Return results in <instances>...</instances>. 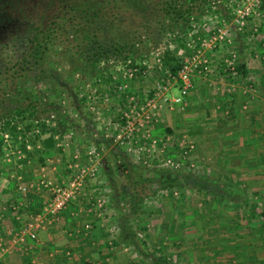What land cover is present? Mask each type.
<instances>
[{"label":"rangeland","instance_id":"374dc122","mask_svg":"<svg viewBox=\"0 0 264 264\" xmlns=\"http://www.w3.org/2000/svg\"><path fill=\"white\" fill-rule=\"evenodd\" d=\"M217 4L220 11L209 14L195 26V31L190 32L193 39L188 36V42L194 40L193 45L199 47L218 27L220 18L226 17L230 42L213 51H202L209 61L208 73L192 75L193 87L183 104L158 101L162 107L155 120L144 133H137L139 138H135L134 144L112 143L126 153L144 178L172 171L164 165L163 158L171 154L179 158L183 154L181 143L193 145L185 155L188 166L177 172L194 173L211 181L216 188L210 194L191 187L157 189V194L146 198L132 218L133 242L114 247L115 264H159L155 261L158 257L166 258L170 264H264V225L259 216L264 209V22L252 20L241 33L234 26L231 4ZM172 50L183 59L192 53L177 45H172ZM154 62L152 58L145 60L144 70L135 72L132 78L123 66H113L111 81L100 77L97 70L68 75L66 65L57 71L78 86V94L85 98L86 112L98 131L105 139H113L125 113L147 102L159 84L168 82L162 64ZM242 65L249 67L245 68L248 70L245 75L234 72ZM261 68L263 78L260 79V74L259 80L252 78L253 71ZM229 71L233 72L231 78ZM170 87L168 98L182 97L173 81ZM36 89L43 102L55 103L54 113L61 110L65 114L67 126L75 133L71 148L63 151L56 145L60 149L57 154L68 165L75 155L84 162L85 141L92 136L84 133V122L72 112L71 102L50 84H38ZM230 100L231 106L227 105ZM231 107L233 117L228 113ZM95 139L89 142L94 143ZM153 139L159 142L158 152L149 157L148 143ZM95 145L101 152L100 175L86 185L94 198L108 200V196L128 185L127 177L116 170L119 161L109 146L96 142ZM72 173L69 169V174ZM102 213L111 235L117 237L119 230L110 224L119 213L114 219L106 210ZM143 225L146 230L138 229Z\"/></svg>","mask_w":264,"mask_h":264},{"label":"trees","instance_id":"16d2710c","mask_svg":"<svg viewBox=\"0 0 264 264\" xmlns=\"http://www.w3.org/2000/svg\"><path fill=\"white\" fill-rule=\"evenodd\" d=\"M219 1L229 2L0 0L1 161L7 152L22 151L25 161H38L44 166L47 159L60 150L56 145L71 128L67 126L65 114L61 110L54 113L55 103L43 102L36 89L38 84H50L71 102L72 112L84 122V133L92 136H86L88 141L95 137L96 143H106L119 161L116 170L127 177L128 185L107 198L109 206L119 213L114 219L117 222L115 229L119 232L109 248L120 247L122 242H133L132 218L146 198L157 194V189L191 187L210 194L216 188L213 183L189 171H167L147 178L139 174L126 153L98 131L86 112V101L78 94V86L63 78L57 69L67 65L68 75L86 69L91 74L97 70L100 77L111 81L113 66H123L129 73L143 71L142 63L151 58L155 61V54L162 51L159 58L163 72L177 76L184 59L173 52L172 45L184 48L190 54L189 33L194 32L195 26L209 14L220 11L216 9ZM233 70L244 75L247 72L243 65ZM232 74V71L228 72L230 78ZM232 110L231 107L228 113L233 117ZM52 116L55 119L51 121ZM6 134L11 137L9 144L4 143ZM28 145H31L30 149ZM172 156L169 155L179 161L178 157ZM182 161L188 166L186 160ZM259 216L264 225V209ZM141 227L147 228L144 225L137 228ZM155 261L170 264L166 258L158 257Z\"/></svg>","mask_w":264,"mask_h":264},{"label":"crops","instance_id":"0c3cea01","mask_svg":"<svg viewBox=\"0 0 264 264\" xmlns=\"http://www.w3.org/2000/svg\"><path fill=\"white\" fill-rule=\"evenodd\" d=\"M262 69L253 71L252 78L258 79L260 74L262 79ZM70 165L57 151L44 166L19 157H13L10 163L0 159V241L6 244L0 264H115L114 247H109L116 237L103 221L102 211L93 206L95 195L87 185L56 220L43 222L36 240H27L21 246L11 241L10 231L21 229L51 197L48 190L37 191L35 185L42 179L66 184L71 178ZM21 186H33L34 190L24 197ZM111 222L112 227L117 225Z\"/></svg>","mask_w":264,"mask_h":264},{"label":"built area","instance_id":"2783aa9c","mask_svg":"<svg viewBox=\"0 0 264 264\" xmlns=\"http://www.w3.org/2000/svg\"><path fill=\"white\" fill-rule=\"evenodd\" d=\"M217 3H221V1ZM229 3L232 5H230V7H232L234 26L239 32H245L252 20L256 19L262 23L264 22V0H229ZM211 18L212 19L209 18V20L212 21L213 17ZM225 19L226 17L220 18L218 27L214 28L210 38L203 41L199 47L197 45H193L194 40H192V35L189 33V36L192 38L189 40L192 41H189L187 46L188 48H191L192 53L186 59H184L182 69L178 72L177 76H172L167 72L168 82L159 84L156 88V91L154 92V96L151 99L143 104H139L138 106H133L130 110H128V113H125L123 120L119 125V133L112 139L113 143L115 142L117 144L127 145V143L132 144L133 142L134 144V141H136L135 138L138 137L137 133L140 131L144 133V130L149 126V124L155 120L158 111L162 107L161 103L159 104L158 101H162L164 104L168 101L173 102L175 105L183 104L184 98L188 95L189 91L193 87L192 75L195 74V72H203L205 74L208 73L209 61L202 51H213L218 45L222 44L225 46L230 42L227 35L228 24L226 23ZM206 26L207 23L204 24V27ZM256 30L257 29H255V32ZM161 52L155 54L156 60L154 63L161 64L159 58ZM144 64L147 66L149 63L146 62ZM133 76L134 72L129 73V78H132ZM172 81L174 84L179 86L178 88L182 97L168 98L167 94L169 93L168 90L171 88L170 84ZM80 97L82 98V95ZM54 119V116H52L51 121ZM74 134V131H70L69 133L65 134L57 146L63 151L69 150L73 143L72 140ZM83 137L86 139V136ZM141 138H144V135ZM10 140L11 137L8 134L4 135V143L9 144ZM126 140L129 141L127 142ZM85 143L86 145L84 148L86 160L81 162V159L78 155L74 156L73 162L69 168L73 173L66 184L42 179L35 185V189L37 191L42 189L48 190L51 193V197L47 202L44 203L43 208L38 213H35L21 229L18 231H10L9 235L14 245L21 246L26 243L27 240H36L38 231L42 227L43 222H53L56 220L67 208L68 204L75 200L77 195L82 193L87 181L95 180L99 177V159L101 157V152L95 143H90L89 141H85ZM157 144H159V142L156 139H153L148 143L150 146L149 149L147 148L149 157L154 155L153 153L156 154L158 152L156 150ZM180 146L183 149V154L179 156V161H174L169 156L163 158L164 165H167L172 171H180L185 167V162L182 160L186 159L185 155H187V153H189L193 148V145H185L184 143H181ZM27 148L30 149L31 145H28ZM161 152H163V150H161ZM13 157H19L23 159L24 155L22 151H10L6 153L3 161L10 163ZM142 160L146 162L145 159ZM19 190L21 194L26 197L29 193H31L32 190H34V187L21 186ZM93 200V206L101 211L106 210V212L109 213L114 219L116 216V211L109 206L107 200L104 197L93 198ZM5 250L6 244L0 241V253H3Z\"/></svg>","mask_w":264,"mask_h":264}]
</instances>
